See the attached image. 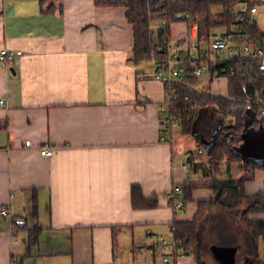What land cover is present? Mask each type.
<instances>
[{
	"label": "crops",
	"instance_id": "1",
	"mask_svg": "<svg viewBox=\"0 0 264 264\" xmlns=\"http://www.w3.org/2000/svg\"><path fill=\"white\" fill-rule=\"evenodd\" d=\"M253 1L264 31V0ZM169 33L184 41L188 25L172 23ZM133 42L124 8L0 0V50L24 51L9 65L0 62V100L9 97L0 104V208L9 209L0 214V264L14 257L17 264H166L164 257L169 264H264V238L256 244L219 207L200 224L196 252L176 257L161 244L174 220H193L199 201L213 197L208 182L245 180L253 196L264 190V168L224 160L214 171L206 150L194 155L196 139L180 130L163 142L166 90L153 77L155 62H133ZM228 82L217 77L208 89L229 96ZM198 86L207 88L205 74ZM44 144L57 146L53 156L40 154ZM239 151L264 163V133L249 132ZM189 184L192 199L177 216L167 194ZM133 185L156 195L158 207L134 209ZM250 217L264 220V213Z\"/></svg>",
	"mask_w": 264,
	"mask_h": 264
},
{
	"label": "trees",
	"instance_id": "2",
	"mask_svg": "<svg viewBox=\"0 0 264 264\" xmlns=\"http://www.w3.org/2000/svg\"><path fill=\"white\" fill-rule=\"evenodd\" d=\"M39 1L42 4L46 2ZM244 2L250 8L257 4L253 0H94L96 7H118L126 10L127 20L134 32L132 58L136 64L145 61L157 63L166 58L161 45L160 24L153 29V24L157 21L160 23V19L167 20L169 24L185 22L179 16L188 13L198 20L202 33L208 37L217 31L234 33L238 24L239 8ZM218 8L220 10L216 11ZM244 35H249L253 43L264 47V31L256 21L246 20L243 32L236 41H245ZM193 66L189 65L190 74L185 81L174 85L175 97L171 102V110L172 115L182 121V128L178 133L196 139L199 149L194 155H202V151L206 150L209 165L214 171H218L224 160L243 161V164L247 163L254 168H264L263 162L245 161L239 151L249 132L264 133L262 61L254 64L239 60L209 61L205 72V89L198 86L199 78L193 75ZM231 68L235 70V74L230 73ZM217 77H228L229 96L216 95L208 89ZM256 94H259V98ZM244 183L245 180L240 179L211 180L207 183L213 190V197L199 201L193 220L174 222V236L182 241V249L189 253L196 252L200 240L199 226L214 207L239 218L249 228L256 244L259 239L264 238V220L250 219L251 214L264 213V190L253 196L247 195ZM193 189V184L185 187L186 202L192 199ZM131 199L134 209H153L159 205L157 196L146 197L139 185L132 186ZM35 211L37 212V202ZM245 264L255 262L249 261Z\"/></svg>",
	"mask_w": 264,
	"mask_h": 264
},
{
	"label": "built area",
	"instance_id": "3",
	"mask_svg": "<svg viewBox=\"0 0 264 264\" xmlns=\"http://www.w3.org/2000/svg\"><path fill=\"white\" fill-rule=\"evenodd\" d=\"M243 7L238 16V24L235 27L234 33H213L211 36L202 33L198 20L190 14L180 15L188 25V36L184 42H174L168 32L169 23L165 19H160V37L163 52L166 58L156 63L157 69L153 74L156 80L163 83L166 90V99L161 111L164 114L162 124L163 135L161 140L167 142V133L173 132L181 127L175 116L172 115L170 108L171 101L175 97V83L183 82L190 74L189 65L194 66V74L200 77L208 68V62H223L239 60L240 62H259L264 58V47L256 45L251 41L249 35H244L242 43L236 41L238 36L243 32V24L246 20L255 21V15L258 13L256 7L250 8L247 2H244ZM207 39V40H205ZM206 41V43L204 42ZM184 45L187 47L184 49ZM24 55L23 50L3 48L0 50V62L9 65L15 62L18 58ZM231 74H235V70L231 68ZM259 98V94H256ZM252 100L253 98L250 97ZM9 97L6 95L0 100L1 105H6ZM25 145L30 147L31 141L25 142ZM56 145L44 144L40 147V154L44 157L53 156L56 152ZM169 203L174 208L177 216L183 215L186 211V201L184 190L181 186H175L167 194ZM0 214L3 216L9 215V209L5 206L0 208ZM174 220L170 225L171 237H161V244L169 246L172 254L176 257L189 255V251L181 248L183 244L181 240L175 238ZM19 258L14 257V264L18 263ZM164 263H170V257H164Z\"/></svg>",
	"mask_w": 264,
	"mask_h": 264
},
{
	"label": "rangeland",
	"instance_id": "4",
	"mask_svg": "<svg viewBox=\"0 0 264 264\" xmlns=\"http://www.w3.org/2000/svg\"><path fill=\"white\" fill-rule=\"evenodd\" d=\"M249 5V4H248ZM249 7H250V5H249ZM216 11H219L220 10V8H218V9H215ZM160 23L157 21V22H155L154 24H153V26L154 27H156V25L158 26ZM170 26H171V24L169 25V28H170ZM157 28V27H156ZM155 28V29H156ZM217 32H221V31H217ZM205 40H207V39H205ZM205 43H206V41H204ZM258 45V44H257ZM196 77V76H195ZM185 81V80H184ZM172 102V101H171ZM178 119V118H177ZM176 119V120H177ZM179 123H181V127L180 128H178V129H176V131L178 132L179 130H181V128H182V121L180 120V119H178L177 120ZM251 216V215H250ZM250 219H252L251 217H250ZM258 253H259V257H260V259H262V260H264V244H263V242H260V244H259V250H258ZM158 259H159V261L160 262H162V256H161V254H159L158 255Z\"/></svg>",
	"mask_w": 264,
	"mask_h": 264
},
{
	"label": "bare ground",
	"instance_id": "5",
	"mask_svg": "<svg viewBox=\"0 0 264 264\" xmlns=\"http://www.w3.org/2000/svg\"><path fill=\"white\" fill-rule=\"evenodd\" d=\"M239 13H240V12H239ZM238 16H239V14H238ZM255 21H256V20H255ZM253 22H254V21H253ZM234 30H235V29H234ZM216 33H227V32H216ZM169 34H170V33H169ZM228 34H229V33H228ZM230 34H231V33H230ZM184 41H185V40H184ZM184 41H182V42H184ZM256 45H257V44H256ZM262 60H263V59H262ZM262 60H261V61H262ZM261 61H259V62H261ZM192 65L196 66V64H192ZM194 66H193V67H194ZM194 68H195V67H194ZM194 68H193V71H192V72H193V75L196 76V75L194 74ZM205 72H206V71H205ZM205 72H204V74H205ZM204 74H203V75H204ZM203 75H202V76H203ZM202 76H200V77H197V76H196V78H199V79H200ZM173 99H174V98H173ZM170 108H171V104H170ZM171 111H172V110H171ZM177 120H178V119H177Z\"/></svg>",
	"mask_w": 264,
	"mask_h": 264
},
{
	"label": "water",
	"instance_id": "6",
	"mask_svg": "<svg viewBox=\"0 0 264 264\" xmlns=\"http://www.w3.org/2000/svg\"><path fill=\"white\" fill-rule=\"evenodd\" d=\"M262 67L264 68V58H263V60H262Z\"/></svg>",
	"mask_w": 264,
	"mask_h": 264
}]
</instances>
